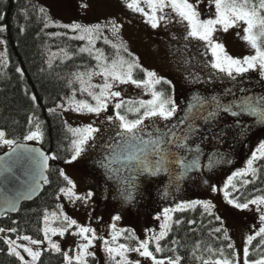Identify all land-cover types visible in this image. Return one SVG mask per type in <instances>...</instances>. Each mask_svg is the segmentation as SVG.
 <instances>
[{
  "label": "snow or ice",
  "instance_id": "obj_1",
  "mask_svg": "<svg viewBox=\"0 0 264 264\" xmlns=\"http://www.w3.org/2000/svg\"><path fill=\"white\" fill-rule=\"evenodd\" d=\"M210 4L214 5V13L212 18L201 19V13L198 11L197 5L190 2V0H124L125 7L134 13H139L146 18V23L150 24L152 28L160 26L161 20L167 19L168 14L166 9H170L181 22H186L187 36L185 38H192L204 42L205 52L210 51L211 57L208 61L210 67L218 73H223L232 80L243 77L246 73L251 71H258L264 77V0H209ZM86 6V5H85ZM41 12L44 10L41 9ZM3 19V15H0ZM61 27L70 28L74 33H79L73 39L86 40V47L81 48V53H88L96 61V69L86 72H77L74 74L73 83L79 84V92L86 93L94 103L88 100H76V90L72 91L71 98L68 101V109H65L64 104L57 105L61 110H72L78 113L94 114L99 117L106 112L109 104L112 101H117L121 97L120 91H114L116 84H133L136 87H145L150 90L151 99L139 101H120L114 103L112 106L115 109V115L107 117L110 125H114V131L111 134L108 143V152L102 155L99 161L100 167L110 172L128 173L125 178L126 184H131V187H126L124 190V199L130 201L133 199L132 189L137 185L135 179L141 175L157 176L160 173H166L171 179L176 180L183 178L186 173L198 170L201 168V153L202 150L197 147L194 151L188 144L189 141L195 142V137L199 136V140L203 143L206 139L221 140L224 133L214 131L213 122L219 123L221 114H227L234 120L236 127V135L243 136L249 131L241 122L247 116L256 117L258 122L264 125V96L255 97L252 95H242L239 99H231L224 102L222 97L212 96L209 98L198 97L196 104L190 105L186 110L183 118L177 119L175 123H171L178 112L177 102L170 96L165 95L163 91L156 90V85L162 81L161 77L153 71L146 72V79L137 80L134 78V70L141 68L137 59L127 60L120 55L121 51L127 53L128 56L132 54L128 52L127 48L123 47L122 42L112 43V48L116 50L115 58L111 61L104 53L95 48L94 41L101 38L102 30L109 28L114 36H118V29L121 25L117 24L115 20L108 21L106 24H96L92 26L74 23L71 25H61ZM242 27L245 35L243 39L254 50V54L241 58H234L229 55L222 43L213 39L214 33L218 30L227 32L230 28ZM4 27H0V31H4ZM59 35V34H57ZM104 42L111 43L105 39ZM4 41L0 40V44ZM57 54H53L55 57ZM65 56L68 53L65 52ZM70 58V57H69ZM51 66V60L49 62ZM23 75L22 70L17 69ZM101 76L103 82L100 84H93L92 78ZM165 84H170V81L164 80ZM71 87V85H70ZM244 93L245 89L239 90ZM229 96L235 94L229 90ZM35 95L31 96L32 101H36ZM123 110V111H122ZM49 111L54 112L55 109ZM129 114L134 118L130 119ZM202 120L205 125L211 126L212 135L209 137L202 131L203 126H197V121ZM146 121L150 123H146ZM164 122L163 126H158L160 122ZM32 122L30 118L29 123ZM151 129V130H149ZM68 131L71 133L73 139L71 140L72 155L68 163L76 161L82 156L88 147L97 139V134L101 133L99 127L89 124L85 127L72 128ZM26 141H42L43 132L40 129L39 123L35 124V130H30L24 137ZM0 145L7 146L11 151L8 154V159L0 157V175L4 173H12L14 175V168L22 167L25 169V175L30 177L22 183V190H17L14 195H4L5 212L17 211V206L21 199L30 198L33 194L40 191L43 184L49 183L46 170L49 167L50 160H56L58 157L55 154L49 155L45 152L29 148L26 144L19 143L15 139L7 137V133L0 130ZM176 149H187L185 156L180 157L176 153ZM190 157V158H189ZM264 160V142L259 143L251 158L247 161V168L243 171H238L233 177H230L224 188V198L227 203L233 205L237 209H248L249 205H256L257 210L261 212L259 217L261 226L255 233V236L249 235L247 237V244L251 245L256 236L264 240V196L248 200L247 202H239L235 198H229L230 192L228 187L236 188L233 180L236 177L246 176L251 173L255 176L257 169L253 167L254 161ZM225 161V158L220 153H215L207 157V168L211 170L216 165ZM118 165V167H113ZM171 165H178L181 171L177 176H173V169ZM71 187L61 188L59 191L70 200L87 199L91 197L92 193H88L87 197L77 196L74 189L75 184L63 172L60 173ZM7 180L8 177L5 176ZM17 179H19L17 177ZM250 183V181H244ZM59 199V197H57ZM196 205H202L205 211L211 213L214 205L211 202L193 201L188 204H178L175 209L165 208L163 210V223L160 225L161 231L156 234L153 233L148 239L139 241L136 247H129L127 244L117 243L123 232L127 230H117L116 225H112L111 240H104V251L107 254L110 264H140V261L135 262L129 260L128 253L136 252L140 257L150 260L151 264H182V257L176 255L168 257L167 259H158L154 255L162 252L160 241L163 240L173 225V218L171 213L174 211H183L185 208H194ZM217 220L220 218L215 217ZM119 221V215L114 218ZM157 220L161 217L157 216ZM50 220H60L62 227H51ZM178 222V221H177ZM194 223V221L192 222ZM43 238L34 239L30 235H19L18 229L0 228V233L12 232L17 233L15 239L7 238L5 243L7 245V254L15 257L19 264H38L42 252L41 246L45 241L48 245V250H54L61 253L60 245L53 241V236H64L69 228L75 226L78 232L71 233L77 235L82 239V243L77 246L74 256L67 252L62 253L66 264H88V257L94 256L89 249L94 246V241L97 239V234L94 229L90 227H83L77 224L73 219L67 215H60L56 212L51 214L45 213L43 216ZM221 228H216L215 232L220 233ZM224 239L228 240L224 230ZM20 241V242H18ZM155 242L154 251L150 249L152 242ZM27 242V243H23ZM232 249L231 258L226 256L223 249L209 248L208 252L213 257L205 259L203 256L198 257L202 264H241V254L236 253L234 246L229 243L227 246ZM264 247V245H262ZM71 249L69 250V252ZM26 254V255H25ZM195 255V253H193ZM30 257V259L26 258ZM249 248L244 247L242 250V264H264V254L258 258L248 259Z\"/></svg>",
  "mask_w": 264,
  "mask_h": 264
},
{
  "label": "rangeland",
  "instance_id": "obj_2",
  "mask_svg": "<svg viewBox=\"0 0 264 264\" xmlns=\"http://www.w3.org/2000/svg\"><path fill=\"white\" fill-rule=\"evenodd\" d=\"M33 1L40 9L44 10L47 27L72 31L70 28L61 27V25L74 23L87 26L104 25L112 20L121 25L118 29V36L113 35L110 27L104 28L101 38L94 41L95 48L101 50L105 55L106 52L98 46L99 40H109L111 43L107 44L110 47H112V43L119 44L122 42L123 47L127 48L128 52L132 54L130 57L124 56V58L127 60L135 58L141 65V68L134 70V74L136 70H143L146 79V72L153 71L158 77L162 78V81H170L171 83L168 85L172 88V98L177 102L179 109L171 123L183 118L185 110L190 105L196 104L198 97L210 99L212 96H219L223 98L224 102H227L231 99H239L243 94L239 91L240 89L246 90L244 95L264 96V77L258 71H251L243 77L238 76L236 80H232L225 74L212 69L208 63L211 53L209 51L207 55L204 54V42L185 38L188 31L185 26L186 22H181L170 9L165 10L168 18L161 20L159 27L152 28L150 24L146 23L145 17L128 10L124 5V0ZM190 2L197 5L198 11L201 13V19L212 18L214 5L210 4L209 0H190ZM53 35H56V33ZM76 35L78 36L79 33H76ZM244 35L242 27H234L227 32L218 30L214 33L213 39L222 43L229 55L242 59L245 56L254 54V50L243 39ZM83 42L84 47L88 46L86 40ZM0 48L4 62L6 60L5 42L0 44ZM65 52L67 51L51 52L47 57L48 64L50 60L52 64L56 60L68 59L70 54L67 52L68 56L66 57ZM54 53L57 54L55 57L53 56ZM102 82L103 78L101 76L92 78L93 84ZM76 84L78 88L74 89L76 90L75 99L88 100L94 103L86 93L79 92V84ZM113 90L120 91L121 97L117 101L110 102L108 110L99 117L94 114L54 108V112L63 116L68 128L85 127L92 124L101 129V133L97 134L96 141L86 149L80 158L72 163L66 162L63 165L64 175L75 184L74 191L76 195L87 197L88 193H92L91 197L70 200L60 192V211L56 212L58 216L67 215L80 226L95 230L97 239L93 242L94 246L89 249L90 252L94 253V256L88 257V264H110L104 251L103 241L111 240L113 224L116 225L117 230H127L122 233L117 243L136 247L139 241L148 239L153 233L158 234L161 231L160 225L164 222L163 210L165 208L175 209L178 204H188L197 200L211 202L214 205L211 212L222 220L227 235L236 248V253L241 254L242 264V250L244 247L249 248L247 237L249 235L255 236L261 226L259 220L261 212L257 210L256 205L250 204L248 209H237L228 204L224 198V188L230 177H233L236 172L247 168L248 159L251 158L259 143L264 142V125L260 124L256 117L245 114L241 122L249 131L246 135L237 136V129L234 126L235 118L227 114H221V117L218 118L219 123L213 122L215 132L223 130L224 135L221 140L206 139L201 143L199 136H197L194 138L195 142L189 141L188 146L194 150L199 147L204 149L206 153L207 151L223 150L222 152H225L223 154L224 162L209 170L207 161H205L201 170L198 169L183 176V188L172 189V191L168 187L173 179L168 174L162 172L157 176H145L147 182L143 180L144 184L138 198L134 202L132 200L126 201L124 190L129 184H126L124 179L108 178V170L101 168L99 164L101 156L106 155L108 152V143L114 131V125L109 124L107 117L115 115V109L112 105L116 102L149 100L152 97L149 89L143 86L138 88L133 84H116ZM229 90L235 95L229 96ZM71 95L67 98L65 104L61 103L64 104L65 109H68V101ZM146 123L150 122L146 121ZM163 123L161 121L158 126L162 127ZM197 126H203L202 131L211 137V126L205 125L202 120L197 122ZM26 143L28 145H38L40 141H26ZM8 150L10 149L7 146L0 145V155ZM175 151L180 157L185 156L187 153V149H176ZM257 161L253 163L255 169H257ZM170 168L174 170L172 172L173 176L181 170L178 165H171ZM112 174L117 175L113 172ZM124 174L128 176V173L125 172ZM248 175L252 174L249 173ZM243 177L240 176L235 179ZM187 209L190 208L184 210ZM175 212L178 211L171 213L173 224L175 222ZM117 215L121 217L119 221L114 219ZM157 216L161 219L157 220ZM50 226L59 228L63 225L60 220H50ZM73 232H78L75 226L69 228L64 236L52 237L53 241L60 245L63 253L67 252L72 256L75 255L77 246L83 242L79 236L72 235ZM1 236L5 240L7 238L15 239L10 237L8 232L1 233ZM136 241L137 245H135ZM152 244L155 245V242L153 241ZM44 250H48L46 241L41 246V252ZM26 258L30 259L27 256ZM128 258L133 262L139 260L140 264H151L150 260L140 257L136 252L128 253ZM63 264H66V261Z\"/></svg>",
  "mask_w": 264,
  "mask_h": 264
},
{
  "label": "trees",
  "instance_id": "obj_3",
  "mask_svg": "<svg viewBox=\"0 0 264 264\" xmlns=\"http://www.w3.org/2000/svg\"><path fill=\"white\" fill-rule=\"evenodd\" d=\"M40 10L33 0H0V15H3L0 27L5 28L0 31V40H4L6 47L4 62L0 53V130L5 131L8 138L26 143L24 137L30 130L34 131L35 124L39 123L43 132V140L39 145L50 155L58 157L52 160L48 172L49 183L44 184L41 195L36 200L25 203L18 214L0 217V228H15L19 235H30L34 239L43 238L44 214L60 211V200L57 199L59 190L70 186L60 173L63 172V165L71 159L73 137L63 116L49 110L61 103L65 104L72 91L78 88L73 83L75 73L92 71L97 65L92 56L79 51L84 47V42L73 39L77 36L76 33L47 27L45 15ZM98 46L106 52L110 61L115 58L111 55H116V50L103 40L98 41ZM61 50H66L70 58L56 60L49 66L47 57L51 52ZM120 54L130 57L123 51ZM17 69L22 70L23 75ZM134 77L143 80L145 73L143 70H136ZM157 90L171 97L173 95L171 86L163 81L157 86ZM32 95L37 97L36 101L31 100ZM129 118L134 116L129 114ZM256 167L255 176L247 175L233 180L236 188L228 187L230 198L247 202L264 196V160H258ZM215 217L216 214L205 211L202 205L175 212V222L168 235L160 242L163 251L156 253L155 245L151 244L154 255L158 259L179 255L182 257V264H202L198 257L219 258L208 252L212 248L223 249L225 255L231 258L233 250L227 246L229 243L234 244L230 239H224L226 229L222 220ZM216 228H221L222 231L217 233ZM8 235L15 238L17 233L8 232ZM262 245L264 240L259 236L252 241L249 246L250 261L264 254ZM234 249L236 252L235 246ZM6 250L5 239L0 233V264H19ZM62 253L44 250L38 264H63L65 260Z\"/></svg>",
  "mask_w": 264,
  "mask_h": 264
},
{
  "label": "water",
  "instance_id": "obj_4",
  "mask_svg": "<svg viewBox=\"0 0 264 264\" xmlns=\"http://www.w3.org/2000/svg\"><path fill=\"white\" fill-rule=\"evenodd\" d=\"M29 148H36L39 149L43 152H45L46 154H49L47 151H45L41 146H33V145H28L26 144ZM11 150H9L8 152L0 155V157H4L5 159H8V154ZM50 155V154H49ZM50 165H51V160L49 161V167L45 172V175L48 178V172L50 169ZM0 171H3L2 167H0ZM14 175L12 173H4V175H0V217L4 216V215H16L19 213L21 207L25 204V203H29L32 202L34 200H36L42 193L43 189H44V184L41 186V189L38 193L33 194L30 198L27 199H21L19 201V204L17 206V211H7L5 212L4 208V195H14L15 192L19 189L22 190V183L26 180H29L30 177L28 175H25V169L22 167H16L14 168ZM5 176L8 177V179H5ZM17 177L19 179H17Z\"/></svg>",
  "mask_w": 264,
  "mask_h": 264
},
{
  "label": "flooded vegetation",
  "instance_id": "obj_5",
  "mask_svg": "<svg viewBox=\"0 0 264 264\" xmlns=\"http://www.w3.org/2000/svg\"><path fill=\"white\" fill-rule=\"evenodd\" d=\"M202 150V153H201V165L205 162V161H207V157H209V156H211V155H213V154H215V153H220V154H224L225 152H222L223 150H219V151H215V152H212V151H207V153L205 152V150L204 149H201ZM193 151H194V149H193ZM113 167L115 168V167H118V165H113ZM202 169V166H201V168H200V170ZM181 171V170H180ZM179 171V172H180ZM179 172L177 173V174H175L174 176H177L178 174H179ZM108 175H107V177L108 178H111V177H116V178H118L119 180L120 179H124L125 180V178H127L128 176H126L124 173H121V174H119V175H113L112 174V172H110V171H108V173H107ZM129 175V174H128ZM145 176L146 175H141V176H139V177H137L136 179H135V183H136V187L134 188V189H132V194H133V199H132V201L134 202L137 198H138V194H139V192H140V190L142 189V187H143V184H144V182H143V180L144 181H146V178H145ZM114 179V178H113ZM147 182V181H146ZM183 186H184V184L182 183V178H180V179H176V180H172L171 182H170V184H169V189H171V191H172V189L173 190H175V189H177V188H183ZM131 187V184H129V186H128V188H130Z\"/></svg>",
  "mask_w": 264,
  "mask_h": 264
}]
</instances>
